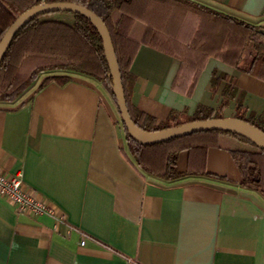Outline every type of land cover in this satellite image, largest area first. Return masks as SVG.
Returning <instances> with one entry per match:
<instances>
[{
	"label": "crops",
	"instance_id": "obj_1",
	"mask_svg": "<svg viewBox=\"0 0 264 264\" xmlns=\"http://www.w3.org/2000/svg\"><path fill=\"white\" fill-rule=\"evenodd\" d=\"M192 1L264 25V0ZM150 23L166 31L167 18ZM180 65L176 54L140 45L133 105L158 120L199 104L216 111L232 78L237 94L224 116H235L239 96L247 114L264 110L263 79L210 56L189 93L193 72L176 85ZM60 74L71 78L41 85ZM120 117L104 84L76 72L43 73L18 101L0 102V168L22 170L26 186L65 217L19 211L0 195V264H264V196L240 184L232 156L258 147L220 134L206 173L183 150L179 169L197 173L166 181L140 170Z\"/></svg>",
	"mask_w": 264,
	"mask_h": 264
},
{
	"label": "trees",
	"instance_id": "obj_2",
	"mask_svg": "<svg viewBox=\"0 0 264 264\" xmlns=\"http://www.w3.org/2000/svg\"><path fill=\"white\" fill-rule=\"evenodd\" d=\"M54 1L82 4L105 21L118 58L130 115L142 129L159 130L192 120L224 117L223 109L237 94L234 79L229 78L218 110L199 104L192 115L186 110H173L165 120H158L135 107L131 100V88L135 80L131 65L142 44L153 45L180 58L176 85L179 80L184 84V71H192L189 93L210 56L264 80V25L192 0H0V41L23 11L42 2ZM60 12L70 13L72 21L53 17L54 12L43 13L16 34L0 65V102L18 101L43 73L66 71L81 73L100 81L117 103L103 40L97 28L80 13ZM152 17L167 18L166 31L151 24ZM187 17L191 19L188 24L184 23V18ZM186 29L187 37L182 41L181 32ZM215 74L212 79L214 84L219 79ZM220 77L228 76L222 74ZM54 78L65 83L71 76L49 75L41 85ZM236 108L235 116L264 131V110L260 114L254 111L247 114L241 96ZM122 125L129 135L123 121ZM220 134H230L255 145L241 135L221 130L194 132L153 144H139L131 137L130 139L138 145L136 162L142 172L173 181L197 173L191 169H179V154L183 150L190 154V166L195 163L202 168V173H206L203 171L205 153L210 146L218 145ZM232 156L242 175L240 184L255 189L264 196V149L258 147L257 151L235 150L232 151Z\"/></svg>",
	"mask_w": 264,
	"mask_h": 264
},
{
	"label": "water",
	"instance_id": "obj_3",
	"mask_svg": "<svg viewBox=\"0 0 264 264\" xmlns=\"http://www.w3.org/2000/svg\"><path fill=\"white\" fill-rule=\"evenodd\" d=\"M71 11L90 19L103 40L105 56L109 65V75L113 82V91L121 113L122 121L130 137L139 144H153L173 138L186 136L194 132L221 130L241 135L264 149V131L253 123L237 116L212 117L204 120H192L159 130H145L132 119L127 106L122 74L112 41L111 33L105 21L90 8L70 1L42 2L23 11L6 30L0 41V65L10 48L16 34L32 19L43 13Z\"/></svg>",
	"mask_w": 264,
	"mask_h": 264
},
{
	"label": "built area",
	"instance_id": "obj_4",
	"mask_svg": "<svg viewBox=\"0 0 264 264\" xmlns=\"http://www.w3.org/2000/svg\"><path fill=\"white\" fill-rule=\"evenodd\" d=\"M0 195L14 204L19 211L34 215L48 213L60 221L65 218L57 214L54 205L45 196L26 186L22 170L5 172L0 168Z\"/></svg>",
	"mask_w": 264,
	"mask_h": 264
},
{
	"label": "rangeland",
	"instance_id": "obj_5",
	"mask_svg": "<svg viewBox=\"0 0 264 264\" xmlns=\"http://www.w3.org/2000/svg\"><path fill=\"white\" fill-rule=\"evenodd\" d=\"M52 16L56 17V18L66 19V20L72 21V15L70 13H67V12H54V13H52ZM120 119L122 122L121 117H120ZM133 144L135 145L136 148L138 147L136 142H133ZM136 148H135V150H136ZM136 153H137V150H136Z\"/></svg>",
	"mask_w": 264,
	"mask_h": 264
}]
</instances>
